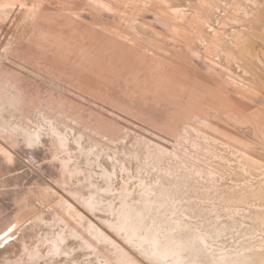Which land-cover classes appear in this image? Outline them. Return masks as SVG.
<instances>
[{"label": "rangeland", "instance_id": "1", "mask_svg": "<svg viewBox=\"0 0 264 264\" xmlns=\"http://www.w3.org/2000/svg\"><path fill=\"white\" fill-rule=\"evenodd\" d=\"M9 1L0 264H173L124 216L181 264L264 254V0Z\"/></svg>", "mask_w": 264, "mask_h": 264}, {"label": "bare ground", "instance_id": "2", "mask_svg": "<svg viewBox=\"0 0 264 264\" xmlns=\"http://www.w3.org/2000/svg\"><path fill=\"white\" fill-rule=\"evenodd\" d=\"M9 1V0H8ZM15 1V0H14ZM11 1H9L10 3ZM44 3V2H43ZM81 3V2H80ZM12 4V3H11ZM15 4V3H14ZM29 9V8H28ZM85 15V14H84ZM89 17V16H88ZM93 17V16H92ZM107 17V16H106ZM65 19V18H64ZM96 45V44H95ZM55 117V116H54ZM16 127V126H15ZM51 128V127H50ZM36 132V131H35ZM36 138V137H35ZM35 142V141H34ZM60 142H61V146L64 147L66 145V140L64 138H60ZM83 153V152H82ZM88 154V153H87ZM89 155V154H88ZM4 157V156H3ZM39 157V156H38ZM29 159V158H28ZM32 159V158H31ZM93 159V158H92ZM37 160V159H36ZM94 160V159H93ZM30 162V161H29ZM90 163V162H89ZM92 163V162H91ZM99 163V162H98ZM62 168V167H61ZM81 191V190H80ZM108 192V191H107ZM127 192V191H126ZM152 192V190H151ZM112 193V192H110ZM123 194V193H122ZM127 194V193H126ZM99 197V196H98ZM94 200V199H93ZM148 200V199H147ZM152 201V200H151ZM150 201V202H151ZM96 202V201H94ZM93 201H88V204H90L91 206H93ZM147 203V201H145ZM154 203V202H153ZM152 203V204H153ZM87 204V205H88ZM96 205V203H94ZM145 204V203H144ZM149 204V202H148ZM146 206V204H145ZM152 206V205H151ZM150 207V206H149ZM149 209V208H147ZM70 215V214H69ZM147 216V214L145 215ZM125 218L128 217V216H124ZM123 218V217H122ZM124 218V222H122L121 224H118L117 227L120 230L124 231L125 235H126V239L129 241V242H132V243H135L137 245H140L142 247V244L144 241L146 240H150L152 242V249L150 250H147L146 249L144 250V252H146V254L150 257H153V258H156L158 260H166V258L170 255L174 256L173 257V264H181L182 263V259H181V255L178 253L177 255V248L175 246L174 243H167V244H159L158 243V238L156 236H152L150 234H146V235H141L140 232H137L136 228L134 227L133 224H130L129 222H125V219ZM79 219V218H78ZM129 220V219H128ZM84 221V220H83ZM127 221V220H126ZM85 222H83L84 224ZM120 223V222H119ZM131 223H134V222H131ZM58 224V223H56ZM62 224V223H61ZM87 224V223H86ZM85 224V225H86ZM92 224V223H91ZM63 225V224H62ZM137 226V225H136ZM71 227V226H70ZM93 229H94V234L97 235L98 238H101L103 241H109V242H112V239L106 234L104 233V231H102L99 227L97 226H92ZM76 228V227H75ZM86 228H88L86 226ZM85 229V228H84ZM65 230V229H64ZM78 231V230H77ZM92 231V230H91ZM90 231V232H91ZM92 233V232H91ZM93 235V234H92ZM64 236V235H63ZM63 236H61L60 234H56L55 235V238L52 239V248L54 249H57L59 248L60 245H58V241H63L64 238H62ZM92 237V236H91ZM94 237V236H93ZM178 238V237H177ZM48 239V238H47ZM88 239V238H86ZM180 239V238H179ZM49 241V240H48ZM101 241V240H100ZM85 242V240H84ZM13 243V242H12ZM86 243H88V241H86ZM264 244V243H263ZM91 245V244H90ZM11 246V245H10ZM191 246V245H190ZM60 249V248H59ZM262 249V248H261ZM260 249V251H261ZM52 250V249H51ZM53 251V250H52ZM259 252V251H258ZM256 252V256H258V259L260 260V263L261 264H264V254L262 253H258ZM254 255V256H255ZM253 255H247V254H244V255H239L237 256L235 259H230V258H227L226 256H223L217 264H249L250 261H254L255 260V257ZM171 257V256H170Z\"/></svg>", "mask_w": 264, "mask_h": 264}]
</instances>
